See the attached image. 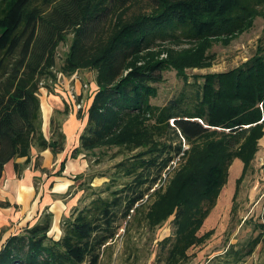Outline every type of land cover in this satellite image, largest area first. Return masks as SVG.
Wrapping results in <instances>:
<instances>
[{
  "label": "trees",
  "instance_id": "16d2710c",
  "mask_svg": "<svg viewBox=\"0 0 264 264\" xmlns=\"http://www.w3.org/2000/svg\"><path fill=\"white\" fill-rule=\"evenodd\" d=\"M134 6L140 10L132 12ZM258 18L264 19V0H0V180L9 163L21 177L34 149L54 156L65 150L67 138L55 116L50 137L44 134L39 94L41 88L53 93L60 75L70 78L84 70L95 72L97 91L85 116L79 114L86 123L69 158L114 148L113 158L125 154L112 169L89 175L88 182L84 175L75 177L82 190H91V200L62 218L58 239L50 235L54 214L48 208L4 242L3 228L0 264H101L148 197L150 229L173 217V234L158 242V264H185L188 251L205 240L199 231L234 161L244 163L239 187L259 151L264 43L227 71L192 77L188 71L210 68L212 47L229 46ZM70 37L60 59L58 50ZM168 71L184 85L156 105L152 99ZM21 158L25 161L16 162ZM38 160L39 155L36 168ZM96 176L109 181L94 188ZM256 227L264 230V222ZM261 235L231 253L228 264H242Z\"/></svg>",
  "mask_w": 264,
  "mask_h": 264
},
{
  "label": "rangeland",
  "instance_id": "374dc122",
  "mask_svg": "<svg viewBox=\"0 0 264 264\" xmlns=\"http://www.w3.org/2000/svg\"><path fill=\"white\" fill-rule=\"evenodd\" d=\"M139 10L137 6L131 9L132 12ZM70 41L71 37L66 44L60 46L58 50L60 59H63L68 52ZM260 41L264 43V19L262 18L256 19L254 27L237 37L229 46L220 43L215 44L210 51L214 57L213 65L210 68L189 70L188 74L192 77L196 74L204 75L235 68L256 52ZM94 75V71L84 70L71 78L62 77L60 78L61 83L57 81L54 84L53 93H50L46 88H41L39 96L42 103L43 131L47 138L51 134L50 120L52 116L60 120L62 131L68 118L70 119L74 115L80 125H84L85 117H79V114L85 116L89 100L96 91ZM163 77V82L157 85L158 96L152 99V102L156 105H164L169 99L177 95L184 85L182 79L174 71L165 72ZM69 80H73L76 85V81H79L78 88L73 89L70 83L68 84ZM52 94L61 95L64 98L65 104L63 106L65 109H52L49 100ZM259 146V151L246 175L242 178L239 187H237V180L242 176L244 163L239 159L234 161L229 171L228 182L222 189L216 206L212 209L199 231V236H206L205 240L201 245L188 251L189 260L185 264H228L229 260L232 259L231 253L244 247L249 240L260 233H262L261 243L242 264H264V230L256 227L259 226V223L264 222V137L260 140ZM184 147L188 148L189 146L185 145ZM116 152L117 148H114L101 151L98 155L88 154L83 158H76L75 161L70 160L68 164L66 162L61 176H58L61 180H57L58 177L55 176V172L58 171L55 170L57 164L53 166L44 165L45 156L41 155L42 152H40V155L38 153L40 167L36 168L34 166L37 157L33 160L32 155L33 162L25 170L30 168L40 171V189L45 182H51L52 190L58 189L59 191L55 195V200L65 205L60 222L57 224L52 223L50 235L53 237L61 236L62 218L69 216L76 205L83 207L91 200V197L88 196L91 190L89 189L86 192L82 190L80 187L81 180L76 181L75 177L80 174L84 175L83 182H88L89 175L112 169V166L125 155L121 153L113 158ZM71 163L76 166L72 171L68 168ZM58 167H60V164ZM164 177L166 178L167 175H164ZM108 181L109 179L106 176H96L91 185L94 188H99ZM161 184L166 185L167 179H164ZM72 201L77 202L74 207L68 204ZM151 202L152 198L148 197L141 215L137 219L131 220L132 223L128 231H125L124 227L120 230L118 237L112 242V246L105 250L101 264H158L160 256L158 242L173 234L174 228L171 222L173 217L162 226L150 229L147 225L145 213ZM53 214L56 215V209ZM9 221L4 227L7 232L4 234L3 239L12 232L18 231L19 226H24V222L19 225L17 224L19 222Z\"/></svg>",
  "mask_w": 264,
  "mask_h": 264
},
{
  "label": "crops",
  "instance_id": "0c3cea01",
  "mask_svg": "<svg viewBox=\"0 0 264 264\" xmlns=\"http://www.w3.org/2000/svg\"><path fill=\"white\" fill-rule=\"evenodd\" d=\"M76 82L77 85L76 83H74L73 80L72 81L69 80L68 84L70 83L73 89L75 88L77 89L79 81ZM95 90L97 91V85L95 86ZM96 91H94L92 98L89 100V106L93 100ZM49 100L52 109L55 110H61L63 108L65 109V107L63 106L65 104L64 98L61 95L52 94L50 95ZM66 122L67 123L63 127V131L66 134V138H67L66 148L64 152L59 153L56 156H54V154L50 150H46L41 153V155L45 156L44 165L53 166L57 164L55 170H59L60 167L58 166L61 163V161L65 158L67 159L66 161L67 164L70 160L72 161L76 160V159H71L69 157L70 154L72 153V150L75 147H77L79 144V136L82 133L83 128L85 126L86 118L83 126L80 125L75 115L70 119L68 118ZM38 153L39 152L36 149L33 150L32 153L33 160L38 156ZM85 156H86L85 154H81L79 155L78 158H83ZM24 161L25 158L16 160V162L18 163H22ZM77 166L80 167V165L78 164ZM68 168H70V170L72 171L73 168H76V166L73 163H71L70 165H68ZM57 180H61V179H59L58 177ZM58 192H59L58 189L52 190L51 182L48 181L45 182L43 187L40 189V171H36L28 168L27 170L24 171L21 177H18L14 170L13 164L9 163L5 168L2 179L0 180V203L10 202L12 206L8 208L0 207V231L2 230V228L6 227V224L10 222L9 220H11V222H19L17 223L19 225H21V223L24 222V226H19L18 231L21 230L23 227H25L28 223L31 224L35 223L39 218L40 213L45 208H48L49 211L51 212L55 211L56 209V215L54 214L53 224L59 223L60 217L62 216L63 211L65 209V205L55 200V195ZM76 203H77L76 201H72V203H68V204L69 205L71 204L74 207ZM15 205L17 207H15ZM13 233L15 232H12L11 234ZM10 235L5 236L2 242H4L6 238H8ZM59 237L60 236H56L55 238L58 239Z\"/></svg>",
  "mask_w": 264,
  "mask_h": 264
},
{
  "label": "built area",
  "instance_id": "2783aa9c",
  "mask_svg": "<svg viewBox=\"0 0 264 264\" xmlns=\"http://www.w3.org/2000/svg\"><path fill=\"white\" fill-rule=\"evenodd\" d=\"M62 77H63V76H61V75L59 76L58 83H61V82H60V78H62ZM56 85H58V84H56Z\"/></svg>",
  "mask_w": 264,
  "mask_h": 264
}]
</instances>
